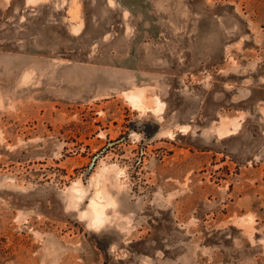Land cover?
Instances as JSON below:
<instances>
[{
	"label": "rangeland",
	"instance_id": "rangeland-1",
	"mask_svg": "<svg viewBox=\"0 0 264 264\" xmlns=\"http://www.w3.org/2000/svg\"><path fill=\"white\" fill-rule=\"evenodd\" d=\"M0 264H264V0H0Z\"/></svg>",
	"mask_w": 264,
	"mask_h": 264
},
{
	"label": "bare ground",
	"instance_id": "bare-ground-1",
	"mask_svg": "<svg viewBox=\"0 0 264 264\" xmlns=\"http://www.w3.org/2000/svg\"><path fill=\"white\" fill-rule=\"evenodd\" d=\"M141 94H142L141 92H137L134 94L131 92V96L137 102H142V95ZM73 190H74V192L79 191V189H76L75 187ZM74 194L76 195V193H74ZM102 198H105L107 200L108 196L103 191H96L94 193V196H92L90 199L88 208H89V218H90L91 224H100V223L104 222L105 217L103 216V211H104V207H105L104 205L105 204H103L101 202ZM85 213L87 215V212H85Z\"/></svg>",
	"mask_w": 264,
	"mask_h": 264
}]
</instances>
